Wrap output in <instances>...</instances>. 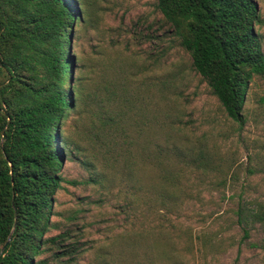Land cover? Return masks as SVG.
I'll use <instances>...</instances> for the list:
<instances>
[{"label": "trees", "instance_id": "16d2710c", "mask_svg": "<svg viewBox=\"0 0 264 264\" xmlns=\"http://www.w3.org/2000/svg\"><path fill=\"white\" fill-rule=\"evenodd\" d=\"M82 3L0 0V264H45V257L38 258L45 253L77 264L81 243H64L63 233L45 236L63 182L61 158L71 152L58 128L73 111L88 117L89 154L81 159L89 173L86 182L113 178L123 196L120 211L130 217L125 228L133 230L116 238L125 241L130 260L122 249L112 251L109 242L104 250L97 248L89 264H184L179 255L188 247L179 242L185 234L165 216L191 197L180 187L186 181L181 169L205 171L208 162L202 153L192 156L191 148L177 145L169 137L176 123L159 108H149L147 85L139 77L146 67L136 53L119 71L113 64H92L90 76L72 71L68 47L76 23L84 22ZM155 8L225 116L242 124L249 82L264 76L255 1L155 0ZM171 160L180 167L176 172L169 169ZM148 169L156 181L147 186L139 173ZM253 205L245 210L244 224L264 226V203ZM143 206L153 214L148 219ZM146 234L157 239L143 243ZM138 254L143 258L136 259Z\"/></svg>", "mask_w": 264, "mask_h": 264}, {"label": "rangeland", "instance_id": "374dc122", "mask_svg": "<svg viewBox=\"0 0 264 264\" xmlns=\"http://www.w3.org/2000/svg\"><path fill=\"white\" fill-rule=\"evenodd\" d=\"M81 1L86 15L84 22L76 23L68 47L72 71L90 76L92 64H113L119 71L136 53L138 63L146 67L139 77L147 85L144 95H149V108H159L167 121L176 123L169 137L177 145L191 148L192 156L202 153L208 162L205 171L181 169L186 181L180 187L185 186L191 197L178 204L177 212L165 216L185 234L179 244L187 246L188 252L179 255V260L184 264H264V226L243 222L245 210L256 201L264 203V76H254L249 82L244 121L238 124L225 116L206 82L191 68L188 53L155 8V0ZM254 1L261 21L255 29L264 53V0ZM87 125L88 117L73 111L58 128L71 152L61 158L63 182L54 194L51 227L45 236L63 233L64 243H81L77 264H89L109 242L114 243L112 251L122 249L124 258L130 260L132 253L125 241L116 239L133 231L125 228L130 217L120 211L123 196L118 186L113 178L98 184L86 182L89 173L81 159L89 154ZM178 167L174 160L169 162L173 172ZM139 174L147 186L156 181L151 169ZM146 206L141 209L148 219L153 214L145 212ZM150 210L155 213L154 208ZM147 236L140 241L148 244L157 239L156 234ZM43 257L45 264H63L48 253L38 256ZM137 258L143 257L138 254Z\"/></svg>", "mask_w": 264, "mask_h": 264}]
</instances>
